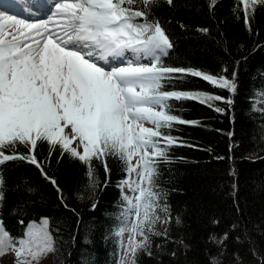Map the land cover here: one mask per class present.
<instances>
[{
    "label": "trees",
    "instance_id": "1",
    "mask_svg": "<svg viewBox=\"0 0 264 264\" xmlns=\"http://www.w3.org/2000/svg\"><path fill=\"white\" fill-rule=\"evenodd\" d=\"M209 2L159 0L151 9L174 45L163 63L229 78L235 72L237 92L192 76L166 85L233 103L169 102L173 115L196 123L163 130L177 140L158 165L155 189L169 211L157 209L159 235L148 233L151 254L138 253L137 264H264V6L257 5L249 26L238 0H216L212 8ZM49 149L47 143L37 148L43 173L27 161L0 165L6 195L0 219L20 237L30 222L47 218L57 249L52 264H118L124 165L110 156L106 174L94 160V186L86 165Z\"/></svg>",
    "mask_w": 264,
    "mask_h": 264
},
{
    "label": "snow or ice",
    "instance_id": "2",
    "mask_svg": "<svg viewBox=\"0 0 264 264\" xmlns=\"http://www.w3.org/2000/svg\"><path fill=\"white\" fill-rule=\"evenodd\" d=\"M164 2L171 6L174 0ZM158 3L52 0L47 18L33 22L0 13V165L27 161L43 173L37 148L47 143L50 153L59 148L62 155L86 165L96 186L93 161H100L106 174L108 157L121 161L128 174L121 189L127 187L135 195L122 196L126 208L115 233L122 250L119 264H137L142 251L151 254L148 233L159 235L153 231L160 219L157 209L169 211L166 203L160 205L163 194L155 189L158 165L169 159L168 149L177 140L163 130L174 123H196L173 115L169 102L195 100L210 108L213 101L233 103L204 92L166 90V85L192 76L237 92L235 72L229 78L163 63L174 45L160 22L151 19V9ZM215 3L210 0L209 7ZM238 3L249 26L257 5L264 6V0ZM10 6L0 0V7ZM110 58L123 66L106 69L100 62L109 64ZM21 147L25 154H19ZM4 187L0 176V207L6 199ZM55 245L47 219L29 224L20 237L13 236L0 219V256L13 253L14 264H40L57 250Z\"/></svg>",
    "mask_w": 264,
    "mask_h": 264
},
{
    "label": "rangeland",
    "instance_id": "3",
    "mask_svg": "<svg viewBox=\"0 0 264 264\" xmlns=\"http://www.w3.org/2000/svg\"><path fill=\"white\" fill-rule=\"evenodd\" d=\"M24 1L26 3L28 0H24ZM6 3L11 5V6L10 7H0V11H4L6 13V15L15 16L18 19H26V20L31 21L33 18H36V17H42L43 19H46L48 14H49L50 8H51L52 0H47L46 1V7H44L41 14L36 15L34 17L30 16L31 15L30 11L34 10V8H31V6L22 5V4L15 5V3H13L11 0H6ZM18 6H20V7H18ZM141 62L147 63L148 61H141ZM100 63L106 69H108L114 65L121 64V62L119 60H111V58H110L109 64H104L102 61ZM146 126L151 127L152 125L148 124ZM66 131H68V130H66ZM132 179H136L135 174L132 175ZM123 193H124V195H128L130 197L135 195L127 187L123 188ZM44 219H47V218L43 217L40 219V221L30 222L29 224L35 223L37 225H40ZM132 219H134V217H132ZM127 236H128V233H125V237H124L125 241L127 240ZM137 238L140 239V237H137ZM121 254H122V250L120 249L119 250V261H120ZM52 255H53V252L49 253L46 257L42 258L40 261V264H52ZM14 261H15V256L13 253H8L7 255L0 256V264H14ZM118 264H119V262H118Z\"/></svg>",
    "mask_w": 264,
    "mask_h": 264
},
{
    "label": "bare ground",
    "instance_id": "4",
    "mask_svg": "<svg viewBox=\"0 0 264 264\" xmlns=\"http://www.w3.org/2000/svg\"><path fill=\"white\" fill-rule=\"evenodd\" d=\"M13 3H15V5H19V4H22V5H27V6H31V8H34V10L30 11V16L31 17H34L36 15H40L41 12L43 11L44 7H46V1L47 0H28L26 3L24 0H11ZM20 7V6H18ZM0 13H4L6 14L4 11H0ZM40 19H43L42 17H36V18H33L30 22H33V21H37V20H40ZM119 66H123L122 64H119ZM146 125H148L146 123Z\"/></svg>",
    "mask_w": 264,
    "mask_h": 264
}]
</instances>
